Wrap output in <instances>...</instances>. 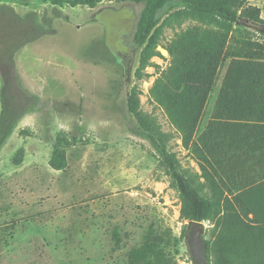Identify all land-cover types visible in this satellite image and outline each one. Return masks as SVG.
I'll return each mask as SVG.
<instances>
[{
	"label": "rangeland",
	"instance_id": "374dc122",
	"mask_svg": "<svg viewBox=\"0 0 264 264\" xmlns=\"http://www.w3.org/2000/svg\"><path fill=\"white\" fill-rule=\"evenodd\" d=\"M0 7L6 11L0 18V69L12 71L35 97L32 111L0 153V264H128V255L150 236L169 242L165 248L174 263L196 264L188 246L191 225L180 216L179 191L151 143L130 131L136 121L128 103L135 88L140 110L166 134L181 170L201 174L151 98L156 81L174 66L168 47L199 24L170 19L179 5L166 10L157 49L161 56L139 82L141 49L133 36L143 5L102 0L91 8L66 0H0ZM17 17L33 18L34 25ZM1 90L0 74V111ZM61 133L79 142L67 149L68 169L55 171L49 160ZM20 150L24 160L16 165ZM203 195L211 197L209 185ZM221 216L202 223L211 246L208 264L264 253L261 234L247 245L218 237L221 227L231 230L235 220L250 223L233 196Z\"/></svg>",
	"mask_w": 264,
	"mask_h": 264
},
{
	"label": "trees",
	"instance_id": "16d2710c",
	"mask_svg": "<svg viewBox=\"0 0 264 264\" xmlns=\"http://www.w3.org/2000/svg\"><path fill=\"white\" fill-rule=\"evenodd\" d=\"M66 1L74 7L94 8L102 0ZM112 1L143 5L133 36L135 47L141 49L135 72L139 82L149 76L146 69L153 65L152 60L161 56L157 49L161 17L166 10L179 5L182 8L170 19H190L199 24L181 32L168 47L174 66L164 79L156 81L151 98L163 109L184 147L198 163L201 174L188 175L181 170L177 155L168 147L166 134L140 110L135 88L128 103V111L136 121L130 131L145 137L159 154L162 166L179 191L180 216L184 221L192 225L222 219L228 196H233L250 223L242 226L241 221L235 220L231 230L222 226L218 237H224L228 244L247 245L258 241L255 236L264 234V168L259 167L264 163V44L254 41L252 33L264 40L261 9L250 4V0ZM0 9V18H3L6 11L3 7ZM17 20L24 24L31 21L34 25L33 18ZM35 29L39 34L45 33L38 27ZM225 66L213 113L206 129L200 133L213 88ZM0 74L1 153L19 122L32 111L30 106L35 97L17 82L12 71L0 69ZM78 142L75 136L59 134L49 166L55 171H66L67 149L77 146ZM23 160L24 150H20L14 163L20 165ZM207 185L211 187L210 198L203 195ZM167 243L165 238L158 241L147 237L128 255V264H176L167 253ZM205 246L208 261L211 246L209 242Z\"/></svg>",
	"mask_w": 264,
	"mask_h": 264
},
{
	"label": "crops",
	"instance_id": "0c3cea01",
	"mask_svg": "<svg viewBox=\"0 0 264 264\" xmlns=\"http://www.w3.org/2000/svg\"><path fill=\"white\" fill-rule=\"evenodd\" d=\"M250 4H252L254 6H257V7L261 8V9H264V0H250ZM262 18L264 19V11L262 12ZM224 68H225V70H224V73H223V77H224V74L226 72L227 66H225ZM222 80H223V78H222ZM222 80L220 82V85H219L217 91L215 92L214 96L212 97V100H211L210 104L208 103V106H207V109H206V113H205V115H204V117H203V119L201 121L200 133H202L206 129V127H207V125L209 123V120H210L211 115L213 113L214 106H215V103L217 101L220 89H221ZM259 167L264 168V163L259 165ZM261 236L263 238L259 242H260V245L263 246V244L261 242L264 241V234H262ZM262 250L263 249H261L259 251V249H258L259 252H257V254L254 255L251 259H246L245 258V259H242V260L238 259V260H235V261L227 259L225 264H264V253L261 252ZM229 258H231V255L229 256Z\"/></svg>",
	"mask_w": 264,
	"mask_h": 264
},
{
	"label": "water",
	"instance_id": "95a60500",
	"mask_svg": "<svg viewBox=\"0 0 264 264\" xmlns=\"http://www.w3.org/2000/svg\"><path fill=\"white\" fill-rule=\"evenodd\" d=\"M203 235V224L200 222H194L190 228L188 246L192 257L196 261V264H208Z\"/></svg>",
	"mask_w": 264,
	"mask_h": 264
}]
</instances>
